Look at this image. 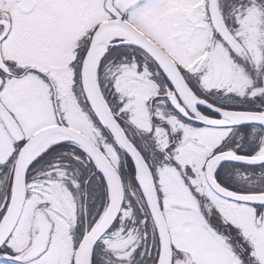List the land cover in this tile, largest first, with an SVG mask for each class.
Returning <instances> with one entry per match:
<instances>
[{
    "label": "snow or ice",
    "instance_id": "6c2138e0",
    "mask_svg": "<svg viewBox=\"0 0 264 264\" xmlns=\"http://www.w3.org/2000/svg\"><path fill=\"white\" fill-rule=\"evenodd\" d=\"M0 264H264V0H0Z\"/></svg>",
    "mask_w": 264,
    "mask_h": 264
}]
</instances>
